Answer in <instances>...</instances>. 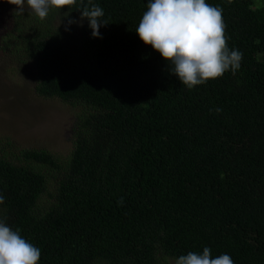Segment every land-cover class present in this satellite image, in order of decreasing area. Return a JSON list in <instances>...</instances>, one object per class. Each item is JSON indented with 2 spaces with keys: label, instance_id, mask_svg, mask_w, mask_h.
<instances>
[{
  "label": "trees",
  "instance_id": "obj_1",
  "mask_svg": "<svg viewBox=\"0 0 264 264\" xmlns=\"http://www.w3.org/2000/svg\"><path fill=\"white\" fill-rule=\"evenodd\" d=\"M149 2L92 0L108 24L95 38L84 19L73 49L62 36L88 0L18 24L35 92L83 110L62 166L46 151L0 157V216L38 264H169L205 247L264 264V0H206L243 59L191 90L135 32Z\"/></svg>",
  "mask_w": 264,
  "mask_h": 264
},
{
  "label": "clouds",
  "instance_id": "obj_2",
  "mask_svg": "<svg viewBox=\"0 0 264 264\" xmlns=\"http://www.w3.org/2000/svg\"><path fill=\"white\" fill-rule=\"evenodd\" d=\"M8 3L16 6L15 15L24 14L25 0H8ZM88 3L90 7L79 9L82 12L80 26L83 27L82 21L87 19L93 37L102 38L100 27L108 24L101 20L104 10L92 4V0ZM80 4L83 5V0ZM26 5L29 14L34 13L44 20L50 9H71L77 5V0H26ZM222 13V8L206 0H150L135 32L145 45L151 46L171 65L172 74L191 90L223 77L229 70L234 75L241 67L243 53L228 48ZM4 202L0 195V205ZM40 258V249L28 242L19 229L9 227L0 216V264H38ZM175 264H234V261L228 254L213 258L211 249L205 247L202 254L181 255Z\"/></svg>",
  "mask_w": 264,
  "mask_h": 264
},
{
  "label": "rangeland",
  "instance_id": "obj_3",
  "mask_svg": "<svg viewBox=\"0 0 264 264\" xmlns=\"http://www.w3.org/2000/svg\"><path fill=\"white\" fill-rule=\"evenodd\" d=\"M15 11V5L0 0V157L18 164L25 160L21 156L25 151H46L62 166L72 151V130L83 107L35 92L37 73L23 42L26 33L17 31L23 17L28 19L26 0V14L15 15ZM70 20L77 23L68 22L62 38L73 49L79 45L85 21L81 27L79 18Z\"/></svg>",
  "mask_w": 264,
  "mask_h": 264
}]
</instances>
